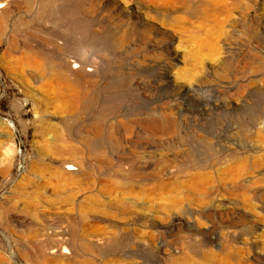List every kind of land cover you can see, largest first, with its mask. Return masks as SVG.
Here are the masks:
<instances>
[{
  "label": "rangeland",
  "instance_id": "rangeland-1",
  "mask_svg": "<svg viewBox=\"0 0 264 264\" xmlns=\"http://www.w3.org/2000/svg\"><path fill=\"white\" fill-rule=\"evenodd\" d=\"M0 4V264H264V0Z\"/></svg>",
  "mask_w": 264,
  "mask_h": 264
},
{
  "label": "bare ground",
  "instance_id": "bare-ground-1",
  "mask_svg": "<svg viewBox=\"0 0 264 264\" xmlns=\"http://www.w3.org/2000/svg\"><path fill=\"white\" fill-rule=\"evenodd\" d=\"M3 4H0V7L2 6ZM48 5V3H47ZM35 49V48H34ZM33 49V50H34ZM32 50V48H31ZM33 52H36V51H33ZM79 59V57H78ZM77 59V60H78ZM36 61V65H37V62L39 63V58L38 59H35ZM67 62V60H66ZM86 67V66H85ZM71 68H74L76 69V71H81L83 66L81 64H73L72 66H69L68 63L67 64H64L60 69H59V72H58V78L56 80V83H55V91H54V94L53 96H57V97H60L62 98L63 100V103L60 104V106H62L63 108L65 109H70V110H73L77 107L78 105V97H79V89H80V86L78 81H76L74 78L72 79H69L68 77H66L67 73L68 72L69 74H74V72H72L73 70H71ZM70 70V71H69ZM96 73V72H95ZM109 81V80H108ZM53 83V82H52ZM49 85V84H48ZM86 85V87H88L89 85L88 84H84ZM108 88V87H107ZM85 89V88H84ZM52 90V89H51ZM54 90V88H53ZM109 94V93H108ZM114 94V93H113ZM83 95V94H82ZM85 95V94H84ZM97 95V94H96ZM110 95V94H109ZM103 96V95H102ZM107 97V96H106ZM89 100V99H88ZM91 100V99H90ZM103 100V99H102ZM121 103V102H120ZM121 105V104H120ZM114 128V127H113ZM119 130V129H118ZM122 130V129H121ZM127 130V129H126ZM132 130V129H131ZM156 133V132H155ZM149 145V144H148ZM68 151V152H73L74 151V147L71 145V146H67L65 149L63 146L60 145V147L57 146V148L55 149V153H58L59 151L63 152V151ZM124 161V160H123ZM153 164V163H152ZM59 165L64 169V170H67V171H71V170H74L76 169L75 167V164L70 161V160H66V161H60L59 162ZM155 165V164H154ZM148 167H149V164H148ZM124 168V167H123ZM62 252H67V250L65 249H62Z\"/></svg>",
  "mask_w": 264,
  "mask_h": 264
}]
</instances>
